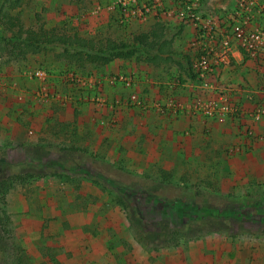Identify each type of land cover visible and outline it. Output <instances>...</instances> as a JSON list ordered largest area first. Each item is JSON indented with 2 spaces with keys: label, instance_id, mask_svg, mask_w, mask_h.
Returning <instances> with one entry per match:
<instances>
[{
  "label": "rangeland",
  "instance_id": "obj_1",
  "mask_svg": "<svg viewBox=\"0 0 264 264\" xmlns=\"http://www.w3.org/2000/svg\"><path fill=\"white\" fill-rule=\"evenodd\" d=\"M7 2L4 12L25 29L41 24L102 42L132 45L155 24L118 27L109 0ZM161 24L173 61L155 67L137 50L115 62L135 71L128 76L79 70L57 59L59 50L0 59V180L26 178L0 196V264H264V68L252 61L260 71L248 80L234 74L242 66L234 62L202 89L185 60L186 27ZM91 78L121 93L104 92V110L76 101ZM126 80L137 104L128 102ZM182 94L189 107L199 96L226 97L235 112L223 118L175 114L229 124L230 132L218 138L215 129L214 140L197 144L176 130L173 141L156 118L148 123L147 110L161 101L174 108Z\"/></svg>",
  "mask_w": 264,
  "mask_h": 264
},
{
  "label": "built area",
  "instance_id": "obj_2",
  "mask_svg": "<svg viewBox=\"0 0 264 264\" xmlns=\"http://www.w3.org/2000/svg\"><path fill=\"white\" fill-rule=\"evenodd\" d=\"M105 10L120 28L149 21L191 26L188 56L202 89L211 88L208 77L231 67L238 56H246L264 68V0H112ZM67 81L79 82L71 77ZM124 83L132 85L131 81ZM225 98L207 101L196 97L188 114L223 118L235 112ZM129 101L138 103L134 94Z\"/></svg>",
  "mask_w": 264,
  "mask_h": 264
},
{
  "label": "trees",
  "instance_id": "obj_3",
  "mask_svg": "<svg viewBox=\"0 0 264 264\" xmlns=\"http://www.w3.org/2000/svg\"><path fill=\"white\" fill-rule=\"evenodd\" d=\"M7 1L10 0H0V59L5 57L7 60H24L28 56L59 50L57 59L82 70L87 64L104 67L115 60H130L140 50L144 61L155 67L173 61L172 38L168 39L164 24L155 23L148 32L134 36L132 45L113 40L102 42L82 38L77 34L67 35L56 29L48 30L41 24L37 28L25 29L20 18L4 12ZM14 2L19 4L20 0H11L10 3ZM185 60L190 62L189 57ZM26 177L28 179L33 176ZM24 180L26 178L21 176H9L0 180V196L5 197L16 182ZM177 240L176 237L172 241L176 244Z\"/></svg>",
  "mask_w": 264,
  "mask_h": 264
},
{
  "label": "crops",
  "instance_id": "obj_4",
  "mask_svg": "<svg viewBox=\"0 0 264 264\" xmlns=\"http://www.w3.org/2000/svg\"><path fill=\"white\" fill-rule=\"evenodd\" d=\"M111 2H112V0H109V4ZM185 31L187 33H189V36L193 32L191 26L186 27ZM130 60H126V61H130ZM118 61H123V60H115L112 63L105 66L106 67L105 72H104L105 76L111 75L112 71H114L113 73L116 75H122V74L124 75V73H125V75L128 76L131 73L135 74V71L131 70L130 68H128L126 72L125 71L123 72L122 70H120L117 66H115V62H118ZM235 63H238L239 66L240 65H242V66L234 74H236V75L239 74L240 77L243 76L245 79H248V80L249 79L251 80L253 78L252 75H254V73L256 74L258 71H260V69H258L259 67L255 68L254 63L250 60H247L243 56H240V57L238 56L236 58ZM146 78H150V76L146 75ZM182 79H183L182 81L183 82L186 81V83L187 82L195 83L194 81L186 79L184 76L182 77ZM86 83H87L86 85L88 87L85 85L86 87L84 88V91L82 92V94L78 98H76V101H82L84 99V97L89 98L91 100L90 101L91 105L95 106V110H97V109L98 110H104L106 108V106H101L100 104H97V99H99L100 97H103L104 92H105V96L106 95L107 96L113 95L110 97L118 96L121 94V93L117 94L116 92H111L110 94H107L109 92L108 87L105 86V88L102 89L101 88V82H100V80H97V79H95V80H93L92 78L87 79ZM208 83H210V81H208ZM131 87L132 86H128L126 93L134 94L133 91L129 92V90H131ZM98 90L100 92H98ZM150 96H153V94H150ZM93 97L95 98V101H96L95 103H93V101H92ZM183 99L185 101V97L183 94L180 97L177 96V98H175V100H177L178 103L174 100V102L177 104V106L174 108H173L171 103L168 104V101H161V102H159V104H162V105L156 106V107H158L157 112L152 113V111L150 112V110L145 109V110H147L146 120H148V123H149L151 118L158 119V122L162 128L169 129V131H166V132L170 136H172L173 141H175L174 140L175 137H173L174 135H173V132L171 130H176L178 133L181 132L180 133L181 137H183V135L186 134V138L188 140L190 137L191 138H197V144H199V142H202L204 144H207L208 142L210 143L211 138L214 140L215 138H214L213 130H215V129H219L218 138H223L225 134L230 132V128H229L230 125L229 124H217V123H212L209 120H207V122H204L205 120H203L201 118L198 119L197 117H195L194 119L191 120L190 118L187 117L188 115L185 116V114H181L180 116L176 115L175 113L179 112V110H182V109H187V114L189 113V110H188L189 105L186 104V106H185V104L182 103V102H184V101H182ZM181 104H184V105H181ZM160 106H162V108ZM84 110L85 109H80V111H82V112H84ZM182 112H183V110H182ZM97 113H96V116H97ZM84 114H85V112L82 113V116L86 117V115H84ZM91 118H92V115L90 116V114H89L88 119H91ZM209 129H210V134H209L210 137L203 136V131L209 130Z\"/></svg>",
  "mask_w": 264,
  "mask_h": 264
},
{
  "label": "bare ground",
  "instance_id": "obj_5",
  "mask_svg": "<svg viewBox=\"0 0 264 264\" xmlns=\"http://www.w3.org/2000/svg\"><path fill=\"white\" fill-rule=\"evenodd\" d=\"M193 34V32L191 33V35ZM243 57H245V58H247L246 56H243ZM248 59V58H247ZM249 60V59H248ZM251 61V60H250Z\"/></svg>",
  "mask_w": 264,
  "mask_h": 264
}]
</instances>
